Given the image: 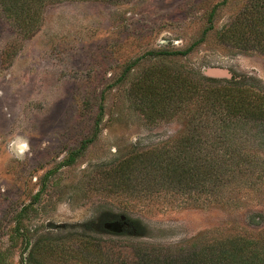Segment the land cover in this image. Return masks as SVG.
<instances>
[{"label":"rangeland","instance_id":"374dc122","mask_svg":"<svg viewBox=\"0 0 264 264\" xmlns=\"http://www.w3.org/2000/svg\"><path fill=\"white\" fill-rule=\"evenodd\" d=\"M262 3L45 1L26 34L0 6V264H89L71 256L83 247L79 239L175 248L205 230L263 232L264 125L235 131L227 148L255 158L262 177L241 165L218 195L170 192L127 204L104 188L110 166L176 137L197 109V101L185 100L175 113L160 114L162 104L152 111L131 96L130 86L149 70L198 84L247 74L264 86V50L255 33L247 43L239 42L241 28L228 35L229 25L239 28ZM213 9V29L189 54L148 55L120 79L142 54L183 50L199 39ZM98 117L95 140L60 165L93 134ZM126 215L142 220L145 233L128 231Z\"/></svg>","mask_w":264,"mask_h":264},{"label":"trees","instance_id":"16d2710c","mask_svg":"<svg viewBox=\"0 0 264 264\" xmlns=\"http://www.w3.org/2000/svg\"><path fill=\"white\" fill-rule=\"evenodd\" d=\"M45 1L58 0H0V6L26 34L37 25L39 9ZM258 7L255 17L245 18L239 28L234 23L229 25L228 35L232 36L241 28L244 40L239 42L247 43L255 33L256 46L264 50V15L259 14H264V0ZM214 12L215 9L209 13L208 25L199 39L188 47L176 51H148L129 62L120 79L148 55L189 54L213 29ZM204 79L208 83L198 84L191 76L181 79L178 74L158 68L149 70L142 80L130 86L129 94L148 101L149 110L157 111L162 104L158 110L160 114L175 113L185 100L197 101V109L185 119L176 137L147 150H134L110 166L105 171V178L110 181L106 182L107 187L102 185L107 192L124 196L125 202L132 204L133 200L145 202L170 192L190 197L218 195V189L224 188L236 171L242 173L241 165H247L255 178L262 177L255 158L239 152L232 154L227 148L235 131L264 125V86L247 74L233 76L222 83L209 77ZM99 120L100 117L94 122L93 134L60 165L72 163L79 152L95 140ZM125 220L133 235L145 233L142 220L127 215ZM79 242L83 247L73 251L71 256L88 258L89 264H264V231L205 230L175 248L133 241L79 239ZM52 247L48 245L47 252L50 253Z\"/></svg>","mask_w":264,"mask_h":264},{"label":"water","instance_id":"95a60500","mask_svg":"<svg viewBox=\"0 0 264 264\" xmlns=\"http://www.w3.org/2000/svg\"><path fill=\"white\" fill-rule=\"evenodd\" d=\"M208 73L213 74V75H221V74H223L221 71H214V70H210V71H208Z\"/></svg>","mask_w":264,"mask_h":264}]
</instances>
